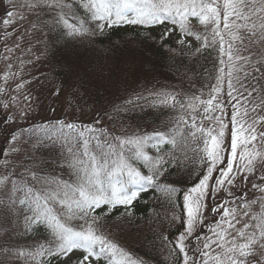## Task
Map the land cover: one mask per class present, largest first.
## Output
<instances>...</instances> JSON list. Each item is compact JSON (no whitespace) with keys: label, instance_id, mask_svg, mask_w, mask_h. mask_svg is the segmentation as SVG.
Returning a JSON list of instances; mask_svg holds the SVG:
<instances>
[{"label":"snow or ice","instance_id":"obj_1","mask_svg":"<svg viewBox=\"0 0 264 264\" xmlns=\"http://www.w3.org/2000/svg\"><path fill=\"white\" fill-rule=\"evenodd\" d=\"M8 4L14 10L0 19L6 35L7 29L26 19L27 9L48 14L43 23L56 33L53 46L60 39L65 46L91 43L106 30L127 26L145 30V39H154L169 52L177 51L168 43L173 38L181 50L191 49L193 40L199 44L196 53L213 48L218 68L197 91L181 94L144 87L115 106L116 112L144 111L145 104L168 109L172 119L151 132L113 135L102 127L64 120L39 125L44 136L37 143L58 146L55 163L67 170V179L46 172L47 161H34L35 167L17 171L7 157L20 151L16 145L21 134L6 136L9 151L0 150L6 157L0 161L5 169L0 172V193L6 197L0 198V230L7 235L5 225L19 229L22 222L25 236L46 234L43 242L34 240L22 248L0 245L6 261L145 264L119 242L115 231L123 230L122 221L134 218V202L141 193L154 190L170 205L168 223L181 225L174 241L159 234L161 243L173 244L174 264H264V0H25L24 4L8 0ZM157 28L159 34L153 37ZM68 68L72 71L71 64ZM99 71L113 81L133 68L114 63ZM13 75L5 72L4 83ZM23 87L18 84L16 90ZM5 92L0 86V94ZM16 99L10 96L3 108L9 109ZM24 99L30 101L28 96ZM26 116L27 110L21 108L19 118ZM181 174L195 182L181 187L170 180ZM238 181L250 183L260 195L248 199L233 191ZM220 192L232 199L221 197L209 204ZM180 200L182 215H177L174 209ZM118 209L122 211L114 215ZM206 213L213 214V223L207 228L210 235L201 238Z\"/></svg>","mask_w":264,"mask_h":264},{"label":"trees","instance_id":"obj_2","mask_svg":"<svg viewBox=\"0 0 264 264\" xmlns=\"http://www.w3.org/2000/svg\"><path fill=\"white\" fill-rule=\"evenodd\" d=\"M112 33L108 36L110 47H108L107 54L100 51L96 56V60L92 61L90 68L87 69V76L92 78V74L98 71L96 77H94L92 83L88 86L89 91L92 90L99 96H105L108 94L112 96L111 101H122L133 94L134 90H141L144 87L148 89H156L158 91H170V89H179L190 93L196 91L198 88L203 87L210 81H208V73L214 67L216 60L206 55H194L187 53L185 50H181L180 46L175 43V38L168 43L171 47L176 48V52H169L167 48H161L154 39H145V30L123 26L118 29L109 30ZM160 31V29H159ZM159 32L152 31V36H158ZM113 39L118 42L114 43ZM65 44L55 45L50 48L49 58H53L52 63H56L60 55L65 52ZM71 48H76L71 45ZM182 52V65L177 60V52ZM65 55H62L64 58ZM142 62V63H141ZM114 63H119L123 67H131L133 71L130 72L125 78L119 80L109 81L105 77V73H101L99 69L101 67L111 66ZM69 64L72 68L81 64L70 59ZM83 66V65H82ZM92 66V67H91ZM204 69L205 77L202 80L198 77L201 71L196 72L195 77L191 78L186 71L192 72L197 69ZM198 77V78H196ZM143 79L142 86L136 89L138 80ZM91 91V92H92ZM91 94V93H90ZM144 115L148 118V121L152 127L162 126L172 119V114L168 109L156 108L150 109L147 104L144 105ZM139 110L135 108L132 111H127L128 115H138ZM171 181L178 182L181 187L190 186L193 180H189L187 176H182L179 179L174 177L170 178ZM165 200L166 211H170V205ZM180 207L175 208L176 213L182 212V200L179 201ZM148 242L155 240L150 234L146 235ZM152 240V241H151Z\"/></svg>","mask_w":264,"mask_h":264},{"label":"rangeland","instance_id":"obj_3","mask_svg":"<svg viewBox=\"0 0 264 264\" xmlns=\"http://www.w3.org/2000/svg\"><path fill=\"white\" fill-rule=\"evenodd\" d=\"M12 29L13 27L7 29V32L10 34L6 35L5 30L2 28L4 31L2 49L6 57L8 54L11 56L9 60L6 58V62L8 65L11 64V72L15 74L12 76V82L7 87V90L10 92L11 96L17 98L16 104L11 105L9 109H5L4 111L6 115L15 117V119H12V123L8 121L7 130H12L17 123L28 124L38 122L41 124L48 120H80L89 123L93 119L92 110L83 112L82 107L77 104L72 107H63L60 105L59 100L55 99L54 90L43 76L41 67L38 66L39 56L43 50L41 31L31 27L29 32H27L24 26L19 27L18 35L15 36L14 52L11 55L9 49L12 48ZM192 43H194V41H192ZM252 83L255 82L252 81ZM18 84L24 85L19 91L16 90ZM24 96L30 97V101H26ZM29 103L31 107H29ZM40 103L49 105L38 106ZM21 108L27 110V116L23 119L19 118ZM47 112L53 115L47 114ZM39 113H43V116H38L37 114ZM5 139L6 137L3 138V140ZM17 144L22 145L20 141H18ZM237 184H239V181ZM250 188V183H244L241 184L240 187L233 189V191L237 192L239 189L246 191ZM115 235L116 238L123 243L129 241L127 235L124 237L125 240L120 237L119 232L115 231ZM130 248L135 250V246H131Z\"/></svg>","mask_w":264,"mask_h":264}]
</instances>
